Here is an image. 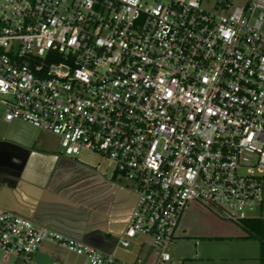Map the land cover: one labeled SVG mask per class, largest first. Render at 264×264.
I'll return each instance as SVG.
<instances>
[{
  "label": "built area",
  "instance_id": "built-area-1",
  "mask_svg": "<svg viewBox=\"0 0 264 264\" xmlns=\"http://www.w3.org/2000/svg\"><path fill=\"white\" fill-rule=\"evenodd\" d=\"M0 106L105 156L136 195L117 244L154 252L125 261L2 210V261L40 264L49 243L73 256L51 264H169L189 201L264 211V0H0Z\"/></svg>",
  "mask_w": 264,
  "mask_h": 264
},
{
  "label": "crops",
  "instance_id": "crops-1",
  "mask_svg": "<svg viewBox=\"0 0 264 264\" xmlns=\"http://www.w3.org/2000/svg\"><path fill=\"white\" fill-rule=\"evenodd\" d=\"M218 2L213 0L211 6ZM96 161L94 157L82 159L64 154L58 137L49 131L17 119L5 121L0 106V211L10 210L28 217L105 252H112L125 261H132L137 256L145 261L151 260L154 252L147 243L144 246L135 243L128 249L117 244L136 195L130 188L116 182L110 161L108 166ZM188 212L182 213L172 242L190 240L194 247L192 258L199 259L198 240H192L196 233L191 231L187 221ZM218 225L212 238L221 241L246 239V233L241 234L240 227L232 225L234 230L227 233L222 221ZM202 249L206 252L207 247ZM37 254L55 263L73 261L72 255L49 243L41 244L35 256ZM195 254L199 256L195 257ZM234 258L224 257L219 260L224 262H214L216 257L205 263L245 264V257L236 258L241 262L234 261ZM184 259L176 260V264H183ZM10 261L24 264L14 257L5 261L1 259L0 264H9ZM173 262L172 258L170 263Z\"/></svg>",
  "mask_w": 264,
  "mask_h": 264
},
{
  "label": "rangeland",
  "instance_id": "rangeland-1",
  "mask_svg": "<svg viewBox=\"0 0 264 264\" xmlns=\"http://www.w3.org/2000/svg\"><path fill=\"white\" fill-rule=\"evenodd\" d=\"M213 0H202V4L209 8L211 7V2ZM242 1V0H240ZM62 151V148H61ZM78 156L82 159L94 157L96 162H101L104 165L108 163V159L98 153L90 152L87 150H81ZM108 166V164H107ZM120 185L126 186L129 189V186L125 181H121ZM186 209L183 211L187 213V221L191 227V231L194 234L193 239L198 240V245L196 246V250L200 254L199 259H193L194 247L191 245L190 240L181 239L176 242H172L169 247V251L171 253L174 262L172 264H176L178 259L185 258L183 260V264H206L205 262H210L213 258H216L214 262H224L219 261L224 257H235L233 260L236 262H241L238 257H245L246 259L243 261L245 264H257V255H258V241L254 238H246V239H233L231 241H221L216 238H212V234L217 231V227L219 226V222L222 221V226L225 229V232L232 233L234 229H232V225L238 226L236 223L223 219L219 216L218 211H214L209 209L208 207L202 205L197 201H189ZM259 216L264 218V212L259 213ZM220 220V221H219ZM241 230V229H240ZM241 234H245L244 231L241 230ZM201 234H207L205 237H199ZM211 235V237L209 236ZM207 247L206 252L202 248ZM2 259V254L0 253V260ZM13 260V259H11ZM19 262V261H18ZM229 262V261H228ZM231 262V261H230ZM9 264H15L10 261ZM20 264V263H17ZM171 264V263H169ZM210 264V263H209ZM215 264V263H213ZM244 264V263H243Z\"/></svg>",
  "mask_w": 264,
  "mask_h": 264
},
{
  "label": "trees",
  "instance_id": "trees-1",
  "mask_svg": "<svg viewBox=\"0 0 264 264\" xmlns=\"http://www.w3.org/2000/svg\"><path fill=\"white\" fill-rule=\"evenodd\" d=\"M236 224L246 233V238H254L258 241V261L259 264H264V219L261 216L247 218Z\"/></svg>",
  "mask_w": 264,
  "mask_h": 264
},
{
  "label": "water",
  "instance_id": "water-1",
  "mask_svg": "<svg viewBox=\"0 0 264 264\" xmlns=\"http://www.w3.org/2000/svg\"><path fill=\"white\" fill-rule=\"evenodd\" d=\"M34 260L40 264H51L52 260L50 258H47L46 256L37 254L34 258Z\"/></svg>",
  "mask_w": 264,
  "mask_h": 264
}]
</instances>
